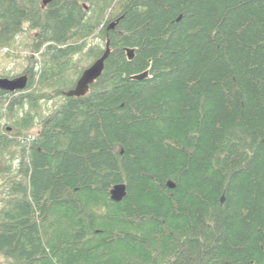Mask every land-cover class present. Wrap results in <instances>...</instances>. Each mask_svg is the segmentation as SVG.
I'll use <instances>...</instances> for the list:
<instances>
[{"label": "trees", "instance_id": "obj_1", "mask_svg": "<svg viewBox=\"0 0 264 264\" xmlns=\"http://www.w3.org/2000/svg\"><path fill=\"white\" fill-rule=\"evenodd\" d=\"M26 30L30 91L0 89V264H264V0H0V45Z\"/></svg>", "mask_w": 264, "mask_h": 264}, {"label": "water", "instance_id": "obj_2", "mask_svg": "<svg viewBox=\"0 0 264 264\" xmlns=\"http://www.w3.org/2000/svg\"><path fill=\"white\" fill-rule=\"evenodd\" d=\"M56 0H42L43 7H46L48 4ZM123 17V16H122ZM117 18L116 21H113L109 24L108 30H112L116 27L117 23L122 18ZM111 47L110 40L108 39L106 44V49L101 57L97 58L91 65L86 67L80 77L78 78L75 86L69 90L64 91V94L71 97H80L84 96L90 90V86L103 74L105 69L106 60L110 56ZM128 57L130 59L134 58L135 49L128 47L127 48ZM149 75L148 71H144L140 74L132 75L133 79H143ZM29 83L28 74H23L14 78L0 77V89L9 92H15L18 90H24L27 88ZM127 195V186L125 183H118L114 185L111 189V198L114 201H122ZM224 200V198H223Z\"/></svg>", "mask_w": 264, "mask_h": 264}, {"label": "rangeland", "instance_id": "obj_3", "mask_svg": "<svg viewBox=\"0 0 264 264\" xmlns=\"http://www.w3.org/2000/svg\"><path fill=\"white\" fill-rule=\"evenodd\" d=\"M37 34V31L26 30L23 33H20L16 40L11 46H1L0 45V77L14 78L20 75L25 74V71L30 67L32 58L35 55H38L32 49V42L34 36ZM90 43H100L101 46H105V42L97 37H92ZM82 56V55H81ZM80 56V57H81ZM81 65L88 67L94 61L90 59H84L82 57ZM34 69H37L36 67ZM29 89L24 90L23 92H29ZM20 93H15V96H18ZM63 101L61 96L54 98L53 100H42L40 113L46 115L53 111L56 104H59ZM39 119L37 120V125L31 132H37L40 129Z\"/></svg>", "mask_w": 264, "mask_h": 264}, {"label": "bare ground", "instance_id": "obj_4", "mask_svg": "<svg viewBox=\"0 0 264 264\" xmlns=\"http://www.w3.org/2000/svg\"><path fill=\"white\" fill-rule=\"evenodd\" d=\"M114 21V20H113ZM112 22V21H111ZM135 75V74H134ZM125 183V182H124ZM118 184V183H117ZM112 189V188H111ZM113 200V199H112Z\"/></svg>", "mask_w": 264, "mask_h": 264}]
</instances>
